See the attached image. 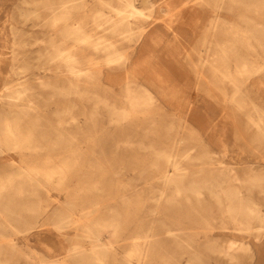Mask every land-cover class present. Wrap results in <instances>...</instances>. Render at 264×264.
<instances>
[{"label": "rangeland", "instance_id": "374dc122", "mask_svg": "<svg viewBox=\"0 0 264 264\" xmlns=\"http://www.w3.org/2000/svg\"><path fill=\"white\" fill-rule=\"evenodd\" d=\"M59 1L0 0V93L6 81L16 78L12 70L26 66L28 88L23 96L33 106L19 123V135L33 141L39 131L45 130L41 129L43 125H55L58 117H64V125L78 133L74 144L77 151L68 150L72 159L67 160L68 169L59 188L53 185L37 188L33 180L18 172L16 164L20 156L39 170L53 169L54 164L44 162L41 151L34 150L35 147L28 146L19 152L7 149L6 153L14 159L12 165L0 157V176L7 173L13 176L8 185L12 188L0 194V203L13 192L20 208L17 217L21 216L18 232L10 236L15 246L9 247L3 242L5 238H0L3 261L0 262L93 263L88 251L93 246L99 247V242L85 236L82 227L75 223L61 231L53 225L54 217L71 214L78 216V221L89 223L92 231L99 232L103 239L112 240L116 254L108 255L105 264H125L124 255L132 247L133 236L144 234L151 238L146 246L148 254L139 261L131 258V264H264V230L259 233L232 230L220 223L219 213L223 211L206 192L200 199L191 195L187 198L186 194L172 192L173 186L159 182L167 164L166 153L176 157L184 167L182 171L187 173L180 178L181 185L207 179L210 168L220 161L239 169L247 165L264 168V136L246 114L247 110L264 113V73L240 83L231 100L228 96L233 85L207 64L214 52L220 50L219 43L231 41L235 48L229 52L237 55L252 52L245 47L246 40L241 39V34L235 37L232 27L248 26L250 21L264 22L263 1L150 0L146 4L136 0L135 5L143 15L132 20L142 27V34L136 42L119 39L117 43L121 50L131 53L128 66L140 52V66L134 71L128 68L126 80L144 83L154 91L156 99L146 112L134 111L127 120L116 124L109 120L103 103L77 95L66 97L61 88L67 83L66 77L54 72V65L47 73L43 72L46 47L60 35L49 25L48 5ZM98 10L107 12L108 8L97 0H88L73 12L82 14L81 24L86 29H100L93 21V17L99 20L93 16ZM105 34L121 36L110 31ZM251 42L256 44L254 40ZM143 43L145 48L139 51ZM13 47L19 52L20 61L23 59L15 67L10 58ZM78 51L86 57L95 53L89 48ZM254 51L264 54V48ZM95 54L94 76L96 73L102 76L108 67L101 60V52ZM228 59L229 70L234 72L235 57L232 54ZM117 68L113 74L124 76L125 70ZM45 74L50 80L36 78ZM238 78L243 80L244 76ZM126 80L109 83L91 79L81 85L110 102L124 104ZM71 105L75 117L72 120L65 111ZM262 127L264 130V124ZM54 151L57 153L58 149ZM185 154L188 157H183ZM39 180L44 179L39 176ZM237 185L241 196L257 203L264 212V193L254 186ZM19 186L21 190L16 193L13 188ZM158 189L163 192L158 193ZM36 204L43 205L41 212L36 210ZM222 236L238 242L231 245ZM215 237L218 238L210 241Z\"/></svg>", "mask_w": 264, "mask_h": 264}, {"label": "bare ground", "instance_id": "6f19581e", "mask_svg": "<svg viewBox=\"0 0 264 264\" xmlns=\"http://www.w3.org/2000/svg\"><path fill=\"white\" fill-rule=\"evenodd\" d=\"M97 1L108 8L107 12L98 10L93 14V16L99 17L98 21H95L97 19L93 17V21L96 25L100 26V29H86L81 24V19L83 17L81 16L82 14L75 15V13L73 12L74 9L78 7L81 8L86 5V2H88V0H60L59 2L51 3L48 5V8H50L48 12L49 25L52 26L53 32H59L60 35L56 39L55 37L52 38V41L49 42V45L46 47V50L43 54L44 64L42 65V68L43 72L47 73L48 70L52 69L51 66L54 65V72H57L60 75L66 77L67 83L61 87L63 88L62 93L66 97L77 95L82 98H93L95 100V103H103V105L107 107V115L109 120L116 124L127 120L129 116L134 113V111L146 112L156 99L154 91L148 89L149 87H147L144 83H140L139 81L135 82L133 80H126V77L128 76V68H130L131 71H134L136 67L140 66V52H138V56L135 59L133 57L131 63L132 65L128 66L127 62L131 57V53L121 50L119 44L117 43L119 39L134 40L135 42L139 40L142 34V27L136 24L132 19L141 17L143 15V12L141 11V9L136 7V0ZM141 1L145 2L146 4H150L151 2L150 0ZM221 1L223 2L224 0H216V2ZM261 1H263L262 3L264 4V0ZM107 31L116 32L117 35L121 36L117 38H115L114 36H107L105 34ZM232 32L235 37L236 34H241V39L246 40L245 47L251 49L252 52L237 55L229 52V50L235 48V45L231 41H227V43L223 44L219 43L217 44V48H219L220 50L218 52H214L212 59L207 60V64L212 68L214 73H219L222 79L229 81L233 85L232 92L228 97L229 99L234 100L235 94L239 91L240 83L245 82L255 74L264 73V54L254 51L257 48H264V22L261 23L250 21L248 26L243 27H236L234 25L232 27ZM251 40L256 41V44L252 43ZM33 43L34 42H32V45ZM12 44L14 46V39L12 41ZM83 48L92 49L95 53L96 51L101 52V54H99L101 56V60L103 63L107 64L108 67V71L104 75L99 76V74L96 73L94 76L93 63L96 59L94 57L96 54L92 53L91 56L93 55V57H86L78 51L79 49ZM143 48H145V43L140 46L139 51ZM11 49V63L13 64V66L18 65L17 63L20 61V59L17 57V55L19 52L16 53L14 47ZM232 54L235 57L234 72H231L229 70L228 63L229 55ZM117 67L123 68L125 70L124 76H116V73L113 74L115 70L118 69ZM12 71L16 75V78L6 81L3 86V91L0 93V157L3 158V160H5V162H7L9 165H12L15 164L14 159L6 153L7 149L19 152L22 151L23 148L28 146L35 147L34 150H37L39 152L41 151V157L44 162H52L54 164L53 169L51 171L45 169L39 170L34 165L26 164L23 161V156H20L19 161L16 164L18 172L22 173L30 180H33V183L37 188H46L48 187V185H53L55 188H59L61 183H63L62 180L64 179L65 172L68 169L67 160L69 157H71L70 159H72V156L69 155L68 150L74 148L75 151H77V148L74 146V144L76 143L75 138L78 133L70 131L69 129L71 128H67V126L64 125L62 121L64 117H58L57 123L55 125H43L41 129L45 128V130L39 131L33 141L31 139L20 136L19 123L21 122V119L28 114L27 110H33V106H31L30 104V99H24V96L26 95L25 91H27L28 88L24 74V72H26V66H20L17 70L13 69ZM45 75H39L36 78H43L47 81L50 80V76L48 74ZM240 75L244 76L243 80H240L238 78V76ZM91 79H95L97 81H106L109 83L114 81L118 82L119 80L123 79L126 80L123 83V90L125 94L124 104H115L113 102H110L107 98L100 97L93 90H89L87 87L81 85V82ZM13 81L14 83L10 85ZM39 81L42 82V80L40 79ZM65 111L70 114L69 117L71 120L75 118L74 114H72V105L65 108ZM246 114L250 123L254 125L255 128L258 129L264 136V130L262 129V124H264L262 122L264 120V113H261L258 110H256L255 112L247 110ZM90 116L91 114H89L88 117ZM56 148L58 149L57 153H55L54 151ZM50 152H53V154L49 157L48 154ZM172 156L173 155L171 153L164 154L167 164L159 175L160 183L166 186H173L172 192H175V194H186L187 198L191 195L195 196L197 199H200V195L206 192L207 194H209V196L214 198L217 204L216 206L220 207L223 211L219 213L221 217L220 223L225 224V226L227 225L228 228L232 230L241 232L245 231L249 233H259L264 230V212L261 208H259V205L257 203L246 201L241 196L237 185L241 183L248 186H254L259 189V191L261 190V192L264 193V188H262V183L264 182L263 167L247 165L239 169L235 166L228 165L220 161L219 164H216L210 168L209 176L207 177V179L200 181H189L187 184L181 185L180 178L187 173L185 174L182 171L184 167L180 165V161L176 157ZM183 157H188V154H185ZM38 175L41 176L44 180L40 181ZM12 178L13 176L11 175V173L0 176V194L3 192L5 194L6 188H12V186H8L11 184L10 182ZM13 189H16V193H19V191L21 190L20 186ZM159 192L162 193L163 190L158 189V193ZM22 194L21 196L24 195ZM6 198V201H2L0 203V238H5L3 239V242L6 245H9V247H13L15 246V242L10 236L18 232V225L21 222L19 218L21 216L19 215L20 217L18 218L17 213L19 212L20 208L19 203L17 202L18 198H13V192L10 191L8 193V197ZM21 198L23 197H20V199ZM154 200L156 201V199ZM46 203L48 204V201ZM47 206L50 205L48 204ZM35 208L38 212H41L43 209V205L36 204ZM44 208V210H46V207ZM53 209H55V207ZM23 212H27V210H24ZM85 215L87 214H84V216ZM54 218H56V220L53 221V225L57 230H60L65 226H71L75 223L76 225L82 227L85 236L99 242V244L97 243L99 247H94L93 245H91L93 247L88 251V255L93 261V263H91L92 261H90L91 264H105V259L108 257V255L112 253L116 254L112 240L109 238L103 239L102 235L99 232L94 233L89 223L85 221H78V216L74 217L70 214L67 216L63 215L58 218L56 216ZM30 226L33 227L32 224ZM109 226H111L110 223ZM217 238L218 237L210 239V241H215ZM221 239L226 242L228 241L231 245L238 242V240L232 239L227 236H222ZM150 241L151 238H149L148 234H144L142 236H133V240L131 242L132 247L124 255L123 261H125V264H131V258L139 261L143 258L144 254H148L146 246ZM94 245L96 246V244ZM220 246L225 247L221 244ZM232 248L230 247V249ZM214 249L212 250L214 251ZM223 250L221 251L222 253ZM228 250L229 249H227L224 253H227ZM11 253H13V251ZM75 254H77V252ZM72 255L73 254H71L70 256ZM78 255L81 256L83 255V253H78ZM83 257L85 258V256ZM6 261L8 260L6 259ZM1 262L0 264H3ZM56 263L58 262L53 261V264ZM45 264H50V261H48V263L46 262Z\"/></svg>", "mask_w": 264, "mask_h": 264}]
</instances>
